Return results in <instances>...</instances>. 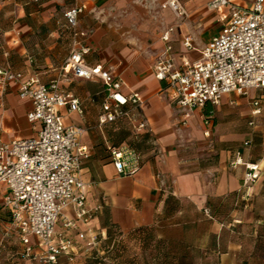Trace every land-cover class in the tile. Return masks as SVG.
I'll list each match as a JSON object with an SVG mask.
<instances>
[{
  "label": "crops",
  "instance_id": "0c3cea01",
  "mask_svg": "<svg viewBox=\"0 0 264 264\" xmlns=\"http://www.w3.org/2000/svg\"><path fill=\"white\" fill-rule=\"evenodd\" d=\"M164 1L11 0L13 9H6L0 64L37 75L44 83L59 78L73 46L64 14L74 5H84L78 26L88 34L82 43L92 48L87 62L120 77L124 93L138 92L143 98L136 113L146 122L140 133L150 136L156 152L142 160L135 175L120 176L112 161L99 162L89 133L95 116L100 126L119 122L100 123L107 95L103 80L69 75L61 82L63 91L77 97L83 108L82 113L66 108L60 112L66 124L85 129L82 143L90 156L83 160L81 175L88 207L99 208L88 220L68 211L77 223L68 232L78 249L75 264L89 253L94 237L106 236V215L125 235L143 236L140 230L154 228L158 239L180 242L188 251L182 260L189 264H252L258 259L257 243L264 230V89L227 94L218 105L195 110L184 123L182 108L167 84L156 77L155 66L168 46L176 65L193 62L224 22L219 11V26L206 31L204 0H182L189 17L178 16L163 6ZM187 36L191 48L184 45ZM256 99L261 101V112L254 115ZM31 107V101L21 99L17 86L10 84L0 99L5 141L37 135L27 118ZM248 165L258 166V177L244 185ZM170 195L178 202L172 212L166 211ZM10 220L0 204V240L4 242L0 249L19 253V235L10 228ZM57 229H63L62 220Z\"/></svg>",
  "mask_w": 264,
  "mask_h": 264
},
{
  "label": "built area",
  "instance_id": "2783aa9c",
  "mask_svg": "<svg viewBox=\"0 0 264 264\" xmlns=\"http://www.w3.org/2000/svg\"><path fill=\"white\" fill-rule=\"evenodd\" d=\"M209 5L222 13L224 23L201 56L191 63L176 65L168 46L155 66L156 77L167 84L173 100L182 108L184 123L195 110L208 104L218 105L227 94L264 89V0H251L249 4L210 0ZM163 6L178 16L185 13L179 0H165ZM85 8L74 5L64 14L72 30L73 46L59 78L44 83L37 75H26L9 64H0V99L10 84L16 85L19 97L32 103L27 118L37 129L35 136L5 141L0 126V204L11 216L10 228L19 235L21 256L44 264H60L61 258H66L65 264H75L78 249L68 232L77 223L68 211H73L78 219L88 220L99 209L88 207L86 183L81 175L83 160L90 156L88 146L82 143L85 129L66 124L60 112L66 108L68 112L82 113L83 108L77 97L63 91L62 80L69 75L103 80L107 95L100 123L127 118L136 133L146 128V122L136 114L143 103L141 94L124 93L120 77L87 62L92 48L82 43L88 34L78 26ZM164 39L169 37L164 35ZM184 45L192 47L190 37L184 39ZM253 106L252 113L259 114L260 99ZM110 156L120 176L135 175L142 166L140 152L127 142L111 146ZM257 167L247 166L244 185L256 180ZM61 220L63 229L59 231ZM97 243L94 237L90 245Z\"/></svg>",
  "mask_w": 264,
  "mask_h": 264
},
{
  "label": "rangeland",
  "instance_id": "374dc122",
  "mask_svg": "<svg viewBox=\"0 0 264 264\" xmlns=\"http://www.w3.org/2000/svg\"><path fill=\"white\" fill-rule=\"evenodd\" d=\"M10 1L0 0V51H2V46L4 45L3 31L8 25V17L5 16L6 9H13L15 4ZM179 1L185 10L183 15L188 16L187 5L182 0ZM204 8L206 12L204 30L216 29L220 24L217 21L219 11L210 9L209 0H204ZM91 121L92 128L89 133L92 135L94 141L93 150L96 156L99 157V162L104 160L111 161L110 146L118 145L125 141L136 147L142 160L151 157L156 152L154 142L150 136H145L143 133L137 134L131 122L126 118L120 119L117 123H108L103 126L99 125L96 116ZM122 130L125 131L124 135L127 134L125 138L120 133ZM262 235L261 241L263 242H259V248L255 255L258 259L254 260L252 264H264V230ZM142 237L140 234L133 233L125 235L114 228L111 236L108 233L106 236L104 234L98 235V243L92 245L89 253L78 260L79 264H158V261L153 258L158 253L156 247L157 237L150 239L148 242H145ZM19 257L22 258L20 252L12 251V253L7 254L6 249H0V264H44L30 259L26 262L23 260L24 258L20 259Z\"/></svg>",
  "mask_w": 264,
  "mask_h": 264
},
{
  "label": "trees",
  "instance_id": "16d2710c",
  "mask_svg": "<svg viewBox=\"0 0 264 264\" xmlns=\"http://www.w3.org/2000/svg\"><path fill=\"white\" fill-rule=\"evenodd\" d=\"M120 133L124 135L125 131L122 130ZM137 134H139V133H137ZM126 136H127V134L124 135V138ZM122 143H124V142H122ZM122 143H120V144H122ZM127 143L130 144V142H127ZM120 144H118V145H120ZM113 146H116V145H113ZM177 205H178V202L174 198V196H171V195L168 196V198L166 199V211L168 210V211L172 212V211L176 210ZM104 226L107 228V233L110 236L112 235L114 228L119 230L117 228V226L110 221L109 215H106ZM140 232H142V234L144 232V235H146V236L143 235V237H142V238H144L145 242H148L150 239L157 237L154 228H150V230L142 229V230H140ZM259 242L257 243L256 251L259 248V246H258ZM262 242L263 241H261V243ZM156 247H157L158 253L156 255H154L153 258L158 261V264H189V262H185L182 260L183 258L188 257V251H186L187 250L186 246H183L180 242L158 239ZM65 263H66V258H61L60 264H65Z\"/></svg>",
  "mask_w": 264,
  "mask_h": 264
}]
</instances>
